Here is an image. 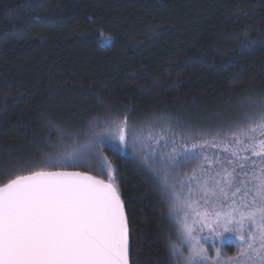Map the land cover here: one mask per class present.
Listing matches in <instances>:
<instances>
[{"label": "trees", "instance_id": "1", "mask_svg": "<svg viewBox=\"0 0 264 264\" xmlns=\"http://www.w3.org/2000/svg\"><path fill=\"white\" fill-rule=\"evenodd\" d=\"M45 13L48 22L21 23ZM242 40L256 43L242 54ZM262 41L264 0H0V167L38 164L50 142L63 151L61 133L98 116L224 129L264 97ZM103 156L119 169L131 264H174L171 203L135 161ZM72 170L108 181L105 160ZM236 245L224 244L225 256Z\"/></svg>", "mask_w": 264, "mask_h": 264}, {"label": "snow or ice", "instance_id": "2", "mask_svg": "<svg viewBox=\"0 0 264 264\" xmlns=\"http://www.w3.org/2000/svg\"><path fill=\"white\" fill-rule=\"evenodd\" d=\"M40 5L41 0H24L28 8ZM35 21L48 22L47 14L21 23ZM255 43L242 40L240 52ZM242 110L243 119L206 132L177 133L172 126L184 125L154 116L146 133L127 114L115 120L98 116L61 133L63 151L50 142L51 154L38 164L0 167V264H129L119 169L105 151L135 161L162 199L179 204L188 254L171 245L174 264H264V97L248 100ZM99 160L106 161L107 182L72 170ZM25 169L27 175L18 174ZM232 237L239 241L238 253L225 256L223 242Z\"/></svg>", "mask_w": 264, "mask_h": 264}, {"label": "rangeland", "instance_id": "3", "mask_svg": "<svg viewBox=\"0 0 264 264\" xmlns=\"http://www.w3.org/2000/svg\"><path fill=\"white\" fill-rule=\"evenodd\" d=\"M243 118H244V112H243V115H242L241 119H243ZM173 128H174V131L177 132V133H180V132L185 130V129H182V128L181 129L180 128L176 129V127H173ZM137 129H144L146 133H147V131H149L148 125L145 126V127L137 128ZM155 131L158 132L159 129H156ZM177 143H179V141H177ZM212 151H216V150L213 149ZM221 155H227V153H221ZM253 159L255 160L257 158L253 157ZM184 171H188V170L187 169H182L181 170V172H184ZM171 205H172L173 217H175V219H176L175 228L172 227L175 230V235L173 237L172 245L173 244L177 245L178 251L182 252L183 255L186 256L188 253L185 250L188 248V244L185 241L184 232H183V230L181 228V223L183 221V213L178 211L179 204H177L175 207L173 206V204H171ZM204 235H207V233L205 232ZM226 235H228V234H226ZM230 242H235L236 244L239 243V241H237L234 237H232V238H229V239H225L224 242H223V245L226 244V243H230ZM201 243H204L205 247H209L210 248L211 242H205V241L202 240ZM217 246H221V245L218 244ZM209 255H211V256L215 255L214 252L211 251V249L209 251ZM241 260H243V257H241ZM209 264H211V262H209Z\"/></svg>", "mask_w": 264, "mask_h": 264}, {"label": "clouds", "instance_id": "4", "mask_svg": "<svg viewBox=\"0 0 264 264\" xmlns=\"http://www.w3.org/2000/svg\"><path fill=\"white\" fill-rule=\"evenodd\" d=\"M100 35L104 37L105 41H111L114 38L112 34L105 32V31H101Z\"/></svg>", "mask_w": 264, "mask_h": 264}, {"label": "water", "instance_id": "5", "mask_svg": "<svg viewBox=\"0 0 264 264\" xmlns=\"http://www.w3.org/2000/svg\"><path fill=\"white\" fill-rule=\"evenodd\" d=\"M89 175H91V174H89ZM97 179H99V178H97ZM105 182H107V181H105ZM124 207H125V204H124ZM125 212H126V208H125ZM126 215H127V212H126ZM129 236H130V228H129ZM129 264H131V242H130Z\"/></svg>", "mask_w": 264, "mask_h": 264}]
</instances>
